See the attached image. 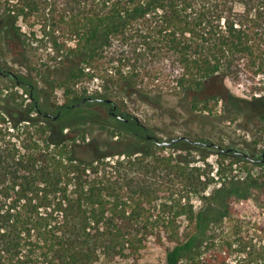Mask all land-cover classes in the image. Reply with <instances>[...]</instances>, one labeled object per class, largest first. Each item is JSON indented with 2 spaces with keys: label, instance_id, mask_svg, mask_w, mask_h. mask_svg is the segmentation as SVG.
Returning a JSON list of instances; mask_svg holds the SVG:
<instances>
[{
  "label": "trees",
  "instance_id": "16d2710c",
  "mask_svg": "<svg viewBox=\"0 0 264 264\" xmlns=\"http://www.w3.org/2000/svg\"><path fill=\"white\" fill-rule=\"evenodd\" d=\"M3 17L22 19L33 33L39 24L64 54L56 78L67 100L57 105L53 130L44 114L51 99L33 75L19 76L28 83H19L27 102L4 97L0 264H264L262 241L231 239L241 231L224 226L229 199L264 180L221 181L219 168L210 175L191 164L193 149L203 152L200 158L214 148L248 160L233 153L238 147L180 136L163 144L112 99L122 117L111 114L107 95L74 88L101 73L105 87L139 86L149 100L151 90H163L156 81L191 94L215 77H230L248 83L254 100L264 97V0H0ZM221 92L192 107L210 109L209 99ZM151 243L164 248L163 259H144Z\"/></svg>",
  "mask_w": 264,
  "mask_h": 264
},
{
  "label": "rangeland",
  "instance_id": "374dc122",
  "mask_svg": "<svg viewBox=\"0 0 264 264\" xmlns=\"http://www.w3.org/2000/svg\"><path fill=\"white\" fill-rule=\"evenodd\" d=\"M33 29L34 33L20 18H0V63L14 72L33 75L32 77L48 93L51 102L58 105L67 100L63 88L57 85L58 78H56L62 73L60 60L64 58V54L55 52L39 24H34ZM68 61L65 60V62ZM30 65L35 66L36 69L31 71ZM103 78L101 73L93 78H82L74 83V88L81 90L85 87L92 94L107 95L118 103L122 110L136 115L152 127L155 135L163 140L169 141L178 136H185L192 140L207 139L223 148L233 145V147L257 153L264 148V97L254 100L249 92L248 83L230 77H215L202 89L191 94H183L169 92L168 82L161 80V82L156 81L155 84H163V90H151L150 99L147 100L144 96L145 90L139 86L133 89H122L118 85L105 87ZM44 79H48L53 86L46 88L43 85ZM14 83L12 79L0 76V108H3L4 97L10 94H14L19 100L24 98L26 102L28 101V95L22 87ZM153 85L151 88H154L155 85ZM220 89L224 92H221L217 98L209 99L210 109L203 110L200 106L192 107L196 101ZM154 92L160 93L161 96L154 95ZM230 94L238 100L230 101L228 99ZM58 127L59 125L55 124V128L58 129ZM254 140L258 141L257 146L251 144ZM247 143H250V146H247ZM210 149L213 152L207 154L205 158H200L203 152L197 149L191 150L190 156L194 158L191 164L206 168L210 175L216 173L219 168L222 174L221 181L225 178L228 180L231 176L240 178L253 176L259 181L264 180L262 162L233 160L231 157L216 154L214 148ZM164 151L167 153L173 150L166 148ZM181 151L187 153L183 149H176L174 153ZM215 177H217L216 174ZM239 192V195H233L228 201L230 213L224 219V226L232 233L234 230L241 231L236 235L231 234V239L242 236L245 239L251 238L253 241L263 242L264 185L250 188L249 192L244 190ZM192 200L195 208L201 206L202 203L195 194L192 195ZM237 243L238 240L235 244ZM164 253L162 246L151 243L144 250L143 257L146 260L163 259Z\"/></svg>",
  "mask_w": 264,
  "mask_h": 264
},
{
  "label": "flooded vegetation",
  "instance_id": "af4514ba",
  "mask_svg": "<svg viewBox=\"0 0 264 264\" xmlns=\"http://www.w3.org/2000/svg\"><path fill=\"white\" fill-rule=\"evenodd\" d=\"M21 75H26L25 73H23V72H19V71H17V72H14V71H12L11 69H9V68H7V67H5L4 65H2L1 63H0V76H2V77H4V78H9V79H12L15 83H17V85H19V83H25V84H28L25 80H20L19 79V76H21ZM25 81V82H24ZM23 89V88H22ZM28 95V94H27ZM30 95V94H29ZM98 99H101V98H99L98 97ZM108 99V98H107ZM110 101V100H109ZM111 102V104H112V107H111V110H110V113L111 114H113V115H118L119 117H122V115L121 114H117L116 112H115V110H116V106H115V103L113 102V101H110ZM65 104V101L64 102H61V103H59L60 105L61 104ZM67 105V104H66ZM71 105H75L76 107H77V102L76 103H73V104H71ZM68 106V105H67ZM46 111H45V115L46 116H48V117H50L51 119H52V121H53V123L51 124L52 125V127H53V129H56L55 128V124H57L55 121H57V119H58V116H59V114L61 113V111H62V108H58L57 107V105H55V104H53V103H51V105H49L48 106V108L47 109H45ZM58 125V124H57ZM185 137V136H184ZM184 139H186V137L184 138ZM187 140V139H186ZM188 141V140H187ZM192 142H200V140L198 141V140H191ZM214 143V142H213ZM212 143V144H213ZM218 145L217 143H214V145ZM218 146H220V145H218ZM221 147V146H220ZM233 147V145L232 146H230V147H225L226 149H231ZM235 147V146H234ZM223 148V147H222ZM225 148H223V149H225ZM237 148V147H236ZM234 154H237V155H243V156H245L247 159H248V161H252V162H264V151L261 153V155H262V157H260L259 156V153H257L256 151H253V152H250V151H244V150H241V149H239V148H237L236 150H234V152H233ZM259 157V158H258Z\"/></svg>",
  "mask_w": 264,
  "mask_h": 264
},
{
  "label": "water",
  "instance_id": "95a60500",
  "mask_svg": "<svg viewBox=\"0 0 264 264\" xmlns=\"http://www.w3.org/2000/svg\"><path fill=\"white\" fill-rule=\"evenodd\" d=\"M107 100H111L110 98H108ZM178 138H185L184 136H180V137H178ZM187 138V137H186ZM155 140L158 142L159 140H158V138H156L155 137ZM175 140H177V138H173V139H171L170 141H167V140H163L161 143H163V144H167V143H169V142H174ZM187 140L188 141H191V139L190 138H187Z\"/></svg>",
  "mask_w": 264,
  "mask_h": 264
},
{
  "label": "built area",
  "instance_id": "2783aa9c",
  "mask_svg": "<svg viewBox=\"0 0 264 264\" xmlns=\"http://www.w3.org/2000/svg\"><path fill=\"white\" fill-rule=\"evenodd\" d=\"M242 178V177H241ZM264 242V241H263Z\"/></svg>",
  "mask_w": 264,
  "mask_h": 264
}]
</instances>
